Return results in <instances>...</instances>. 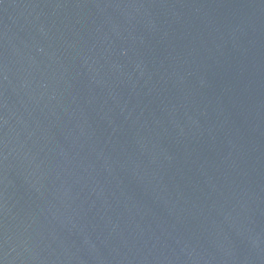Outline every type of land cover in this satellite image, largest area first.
<instances>
[{"label": "water", "instance_id": "water-1", "mask_svg": "<svg viewBox=\"0 0 264 264\" xmlns=\"http://www.w3.org/2000/svg\"><path fill=\"white\" fill-rule=\"evenodd\" d=\"M0 264H264V0H0Z\"/></svg>", "mask_w": 264, "mask_h": 264}]
</instances>
